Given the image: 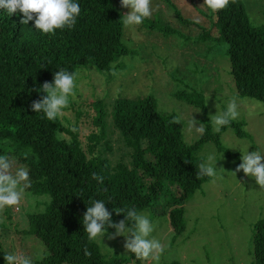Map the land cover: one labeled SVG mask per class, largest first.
Instances as JSON below:
<instances>
[{
  "label": "trees",
  "instance_id": "1",
  "mask_svg": "<svg viewBox=\"0 0 264 264\" xmlns=\"http://www.w3.org/2000/svg\"><path fill=\"white\" fill-rule=\"evenodd\" d=\"M76 2L81 11L75 25L56 29L54 34L36 29L33 21L21 24L19 11L10 15L0 9V154L6 149L5 154L28 167L31 187L26 191L49 197L42 211L26 214L27 227L21 229L44 247V254L34 264H126L134 254L103 255L97 243L88 239L82 223L87 207L95 200L104 201L114 222L124 219L123 213H116L121 209L125 214L131 208L165 214L173 235H178L184 228L182 201L208 179L197 176L202 162L195 156L197 149L212 141L225 156L233 154L221 146L220 131L211 130L202 95L192 89L174 94L199 109L205 132L191 143L183 141L179 123L172 122L174 115L157 110L152 94L114 98L109 117L130 149L128 165L112 166L94 154L97 142L104 138L106 113L101 100L90 103L94 111L91 123L97 131L87 135L85 149L59 117L50 121L43 112H34L32 101L45 95L37 89L45 81L52 82L59 69L74 73L88 66L108 70L129 50L121 41L122 14L113 0ZM174 12L180 23L194 24ZM209 21V30L199 27L196 38L205 41L213 33L214 41L225 42L236 94L264 102V23L248 22L242 0H230L226 8L210 11ZM164 29L177 33L167 25L160 28ZM242 124L232 120L225 126L246 137ZM93 173L102 176L103 183L93 179ZM114 230L105 226V232ZM85 248L90 256L85 255ZM251 254L254 264H264V218L252 224ZM3 256L0 249V260ZM134 264H139L137 258Z\"/></svg>",
  "mask_w": 264,
  "mask_h": 264
},
{
  "label": "rangeland",
  "instance_id": "2",
  "mask_svg": "<svg viewBox=\"0 0 264 264\" xmlns=\"http://www.w3.org/2000/svg\"><path fill=\"white\" fill-rule=\"evenodd\" d=\"M113 1L123 20V14L130 9L122 7L121 0ZM203 3L204 0H169V3L152 0L154 11L150 18L140 25L126 27L123 24L121 41L129 50L112 63L113 68L76 69L75 97H70L69 107L59 117L85 149L87 135L97 131L91 123L94 111L90 103L101 100L106 113L104 138L97 142L94 154L105 158L112 166L120 162L128 165L130 149L122 142L109 117L112 101L117 96L140 98L152 94L159 112L181 117L180 131L186 143L200 135L190 128L192 116L198 122L197 127L201 123L200 112L197 107L178 99L176 92L192 89L202 95L213 132L216 131L210 116L226 111L228 102L236 99L239 116L234 121H242L247 136H237L229 126L220 130L218 139L221 146L233 154L229 157L218 151L212 141L204 142L197 149L195 156L202 162L210 155L215 157L217 176L208 177L182 201L184 228L180 234L173 235L165 214H154L147 209L138 212L151 220L154 225L151 236L165 246L159 259L139 260V264L173 261L177 264H254L252 224L264 218V188L242 170L236 174L234 171L241 163L243 152L257 149L264 152V102L236 94L225 42L214 41L213 33L205 41L196 38L201 31L199 27L209 30L211 26V10ZM242 4L251 25L264 23V0H242ZM174 10L194 24L180 23ZM165 25L177 33L161 31ZM6 152V149L2 151ZM48 200L46 194L33 196L25 190L19 206L6 207L0 213V249L4 254L23 251L33 261L42 257L43 245L35 237L23 234L21 229L27 227L26 214L42 211ZM114 232H106L103 239L94 240L100 252L128 257L125 237L109 238ZM135 258L128 259L126 264H134ZM0 264H5L4 260H0Z\"/></svg>",
  "mask_w": 264,
  "mask_h": 264
},
{
  "label": "clouds",
  "instance_id": "3",
  "mask_svg": "<svg viewBox=\"0 0 264 264\" xmlns=\"http://www.w3.org/2000/svg\"><path fill=\"white\" fill-rule=\"evenodd\" d=\"M230 0H204L203 5L213 12L226 8ZM121 6L129 8L130 11L123 14V24L127 26L140 25L144 19L153 14L152 0H121ZM0 9L6 10L10 15L17 11L23 14L21 24L27 25L29 21L34 22L36 29L43 33L54 34L56 29L71 28L75 25L80 14V5L76 0H0ZM199 23V20H196ZM76 73L66 69H59L53 76V81H45L37 91L45 93L40 99L31 103V109L38 113L43 112L50 121L63 116L64 109L70 105V97H75ZM239 116L238 105L232 98L226 111L210 116L216 132L222 126L228 125L230 121ZM181 117L174 116L173 123H179ZM197 121L190 119V128L196 133L203 135L205 127L202 123L197 127ZM75 131V128L73 129ZM217 161L213 155L207 157L206 162L198 165L197 176L206 175L216 177ZM243 171L246 176L254 177L260 188H264V152L259 149L242 153L241 163L237 165L234 173ZM93 179L103 183V177L93 173ZM31 187L29 169L24 164H19L14 156L0 154V213L6 207L19 206L22 202L24 191ZM124 214V219L114 222L112 212L106 207L102 200H95L92 206H88L83 214L82 223L90 241L105 236V226L114 228L115 232L109 238L124 236V248L131 252L138 260L150 258L159 259L165 251V246L160 240L153 238L154 225L144 214L138 213L134 208L121 209L116 212ZM129 221L132 222L129 226ZM85 255L91 253L85 248ZM5 264H34L33 258L23 251L5 253L3 256Z\"/></svg>",
  "mask_w": 264,
  "mask_h": 264
}]
</instances>
